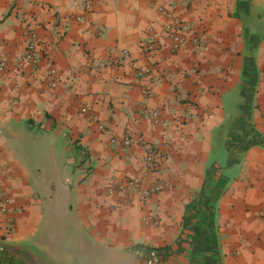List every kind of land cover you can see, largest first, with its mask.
<instances>
[{
    "label": "crops",
    "instance_id": "obj_1",
    "mask_svg": "<svg viewBox=\"0 0 264 264\" xmlns=\"http://www.w3.org/2000/svg\"><path fill=\"white\" fill-rule=\"evenodd\" d=\"M161 7L189 25L177 52ZM0 58V242L53 256L72 220L128 264H264V0H0Z\"/></svg>",
    "mask_w": 264,
    "mask_h": 264
},
{
    "label": "built area",
    "instance_id": "obj_2",
    "mask_svg": "<svg viewBox=\"0 0 264 264\" xmlns=\"http://www.w3.org/2000/svg\"><path fill=\"white\" fill-rule=\"evenodd\" d=\"M92 3L88 2L86 4L85 11L92 10ZM162 13L167 18V23L165 25L166 35L170 40V48L173 52H177L185 47L189 40V25L179 17L174 9L171 7H161ZM86 18L85 14L77 15V21H84ZM104 29L97 26V32L102 34ZM197 45L201 46V39L198 37L193 38ZM151 48L153 44H148ZM38 49H37V35L34 33L31 35V39L28 43L26 50L18 55L17 60L19 63H24L26 61H32L34 63L38 62ZM8 66L7 60L5 58H0V70L4 71ZM145 71L143 69L138 70V75H144ZM51 85L56 87L58 85V79L52 76L50 79ZM147 115L154 121L159 122L161 111L158 108L148 109ZM132 133L128 131L123 137L118 138L113 136L111 141L114 144H119L124 147H128L132 144ZM140 142L147 146V153L145 156L146 162L153 168L157 167L159 164L160 157L155 149L147 143L143 138H139ZM164 184L161 181H155L149 184H145L139 178H129V179H116L111 177L107 182V191L110 194L122 193L124 195L141 193L142 196H150L153 193L159 192L163 189ZM12 197L9 193L7 186L0 180V212L2 214H7L11 209ZM264 216V211L261 212ZM11 221V220H10Z\"/></svg>",
    "mask_w": 264,
    "mask_h": 264
},
{
    "label": "rangeland",
    "instance_id": "obj_3",
    "mask_svg": "<svg viewBox=\"0 0 264 264\" xmlns=\"http://www.w3.org/2000/svg\"><path fill=\"white\" fill-rule=\"evenodd\" d=\"M77 226L72 220H69L61 230L54 231L55 235H59V240L52 242L50 241L52 237L48 239L53 256L46 257L51 264H128L126 257L118 252L115 254L100 245L92 246L91 249L94 251H88L87 243L83 240L86 239L89 244H92L93 241H89L92 240V237L85 229L76 228ZM63 231H66V236L63 235ZM64 236L67 241H64ZM39 241L37 240L38 243ZM28 242V245L22 246L41 254L33 245L36 239H31Z\"/></svg>",
    "mask_w": 264,
    "mask_h": 264
},
{
    "label": "flooded vegetation",
    "instance_id": "obj_4",
    "mask_svg": "<svg viewBox=\"0 0 264 264\" xmlns=\"http://www.w3.org/2000/svg\"><path fill=\"white\" fill-rule=\"evenodd\" d=\"M7 249L22 264H51L46 255L28 250L27 247L22 245H12L10 248L7 247Z\"/></svg>",
    "mask_w": 264,
    "mask_h": 264
},
{
    "label": "water",
    "instance_id": "obj_5",
    "mask_svg": "<svg viewBox=\"0 0 264 264\" xmlns=\"http://www.w3.org/2000/svg\"><path fill=\"white\" fill-rule=\"evenodd\" d=\"M11 246L12 244L0 242V264H22L7 249V247L10 248Z\"/></svg>",
    "mask_w": 264,
    "mask_h": 264
},
{
    "label": "trees",
    "instance_id": "obj_6",
    "mask_svg": "<svg viewBox=\"0 0 264 264\" xmlns=\"http://www.w3.org/2000/svg\"><path fill=\"white\" fill-rule=\"evenodd\" d=\"M161 247L157 248V249H160Z\"/></svg>",
    "mask_w": 264,
    "mask_h": 264
}]
</instances>
